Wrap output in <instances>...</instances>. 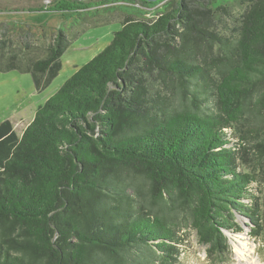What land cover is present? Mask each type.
Instances as JSON below:
<instances>
[{"label": "trees", "instance_id": "1", "mask_svg": "<svg viewBox=\"0 0 264 264\" xmlns=\"http://www.w3.org/2000/svg\"><path fill=\"white\" fill-rule=\"evenodd\" d=\"M231 1L127 14L20 136L0 122V264H173L185 221L216 256L241 229L235 216L260 233L258 179L238 159H264V0L227 28ZM68 46L62 28L0 21V71L29 73L36 91Z\"/></svg>", "mask_w": 264, "mask_h": 264}, {"label": "rangeland", "instance_id": "2", "mask_svg": "<svg viewBox=\"0 0 264 264\" xmlns=\"http://www.w3.org/2000/svg\"><path fill=\"white\" fill-rule=\"evenodd\" d=\"M53 1L55 0H0V21L43 25L53 31L62 28L69 40L68 48L60 57V70L43 90L36 91L29 73L17 70L0 71V122L9 121L17 136L22 134L24 128L33 119L36 108L56 92L78 67L110 43L113 33L121 28V22L127 14L151 18L153 11L166 0L158 4L159 0L153 1L156 4L152 7L136 1L120 0L111 3L110 0H77L87 3L86 9L92 10L90 11L92 15L82 16L72 12L34 11L47 7ZM245 5L246 0H233L229 3L230 15H222L227 28L231 26L232 20L236 21ZM95 8L97 12L93 11ZM140 10L147 15L139 14ZM41 42L37 43L40 46L39 50H43L44 42ZM38 55L41 57L43 53L39 51ZM239 162L242 171L250 173L253 171L258 179L254 184L261 192L259 196L263 198L260 233L251 236L249 221L242 216H235V221L239 223L241 229L224 232L227 237V248L223 254L216 256L209 252L208 245L199 242L196 231L185 221L176 227L180 241L176 245V261L173 264H248L247 262L254 258L264 263V159L260 161L258 159L257 162L256 158L247 152L242 153ZM239 241L249 249L240 260L236 256L234 247V243Z\"/></svg>", "mask_w": 264, "mask_h": 264}, {"label": "bare ground", "instance_id": "3", "mask_svg": "<svg viewBox=\"0 0 264 264\" xmlns=\"http://www.w3.org/2000/svg\"><path fill=\"white\" fill-rule=\"evenodd\" d=\"M234 247H235V253H236V256L238 258V260L244 258V254L246 253V251H248L249 249L246 248L245 244L241 241H239L238 243H234ZM253 250V249H252ZM249 252H252V251H249ZM248 264H264V263H261L259 261V259L257 258H254L253 260L247 262Z\"/></svg>", "mask_w": 264, "mask_h": 264}, {"label": "water", "instance_id": "4", "mask_svg": "<svg viewBox=\"0 0 264 264\" xmlns=\"http://www.w3.org/2000/svg\"><path fill=\"white\" fill-rule=\"evenodd\" d=\"M145 1H148V2H153V1H156V0H145Z\"/></svg>", "mask_w": 264, "mask_h": 264}]
</instances>
